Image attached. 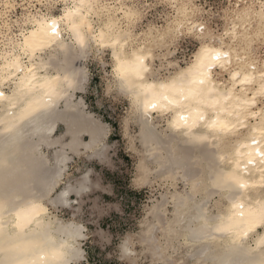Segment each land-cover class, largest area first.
I'll use <instances>...</instances> for the list:
<instances>
[{
  "label": "bare ground",
  "instance_id": "bare-ground-1",
  "mask_svg": "<svg viewBox=\"0 0 264 264\" xmlns=\"http://www.w3.org/2000/svg\"><path fill=\"white\" fill-rule=\"evenodd\" d=\"M168 2L175 14L167 15L162 25L149 22L141 30L138 25L143 21L136 23L130 30L134 39H140L121 49L123 41H116L127 22L119 10L142 16L148 9L145 4L126 0H70L67 4L56 0L48 4L0 0V38L9 45L4 51L11 53L15 49L14 55L20 56L17 45H23L38 24L48 25L52 35H60L62 30L66 33L62 40L44 47L32 58L37 78L25 91L9 103H0V206L13 224L17 225L19 214L23 230L18 239L30 245L26 255L47 259L50 264H73L83 257L82 227L58 220L44 202L63 170L44 169L38 152L52 144V133L59 121L66 123L69 133L76 131L74 142L91 130V141L83 145L87 150L99 147L104 130L80 109L74 92L83 91L87 80L82 60L93 50H108L112 53L113 82L135 107L142 151H155L151 160L142 161L138 179L150 180L151 162L162 164L169 160L158 176L181 179L187 187L185 192L176 190L162 196L141 221L134 238L142 246L141 258L162 264H264V155L256 154L257 149L264 153V0H235L218 15L223 21L218 30L209 21L214 17L196 0ZM84 5L89 7H81ZM18 8L22 12L13 19ZM69 9L75 13L73 29L87 41L84 47L74 43L63 23ZM149 30L157 37L171 33L179 38L173 41L166 35L159 47L146 46L153 59L149 61L145 83L160 85L178 79L204 55L205 49L219 56L212 57L217 63L209 75L214 91L228 96L230 103L235 101L232 115L227 118L234 125L229 134L218 138L209 130L208 125L216 119L211 110L192 105L186 111H176L172 97L163 102L143 98L126 65L134 55L144 54L140 46ZM188 35L198 44L191 41L195 51L184 54L181 65L176 57L178 41ZM105 44L108 46H102ZM26 62L24 58L21 64ZM0 93L5 96L4 91ZM189 111L199 121L191 130L187 127ZM164 121L165 129L159 130ZM173 126L183 128L177 131ZM160 151H166V155L157 154ZM65 156L59 151L54 159L61 165ZM83 189V184L79 189L66 188L50 206L65 203L69 193L79 194ZM215 196L219 199L211 203ZM34 207L47 215L43 219L30 216ZM38 224L44 226L38 228ZM15 232L17 229L12 228L9 234ZM135 240L129 237L123 241L122 259L138 258L132 249ZM19 258L22 257H16ZM13 259L12 254H0V264H11Z\"/></svg>",
  "mask_w": 264,
  "mask_h": 264
},
{
  "label": "rangeland",
  "instance_id": "rangeland-1",
  "mask_svg": "<svg viewBox=\"0 0 264 264\" xmlns=\"http://www.w3.org/2000/svg\"><path fill=\"white\" fill-rule=\"evenodd\" d=\"M126 1L145 4L144 6L148 7L142 14L143 24L138 25L139 30L145 29L149 22L162 25L167 15L175 14L169 2L157 4L155 0ZM234 1L196 0V3L214 17L209 21L218 30L223 24L218 15ZM21 12L22 9L18 8L13 19ZM206 17L208 18V14ZM191 41L198 44V40L189 35L178 41L180 44L176 57L181 65H184V54L193 49V52L195 51L196 47ZM111 54L108 50L103 53L93 50L82 60L80 64L86 68L87 80L82 85L83 91L74 92V101L80 103V109L104 130L100 145L96 150H87L83 144L91 141V130L85 131L74 142L72 136L76 131L69 133L68 126L63 121L56 124L52 133V144L44 146L43 151L38 152V158L44 162V169L60 168V171H63L59 173L61 177H57V184L49 191L44 202L49 212L58 220L82 227L84 236L80 240V247L83 257L73 264H162L151 258H141L142 246L134 238L152 205L162 200V196H170L176 190L185 192L187 187L181 179L158 176L169 160L162 164L151 162L150 180L138 179V169L142 161L144 158L151 160L150 155H154L155 151H142L141 128L136 122L135 107L131 98L118 91L113 82ZM155 64L158 66L159 61ZM165 123L162 122L159 130L165 129ZM59 151L66 155V162L61 165L55 160ZM159 153L160 156L166 155V151L157 154ZM82 184L85 190H81L79 194L76 191L69 193L65 203L50 206L51 201L66 188L79 189ZM218 199L219 197L215 196L211 203ZM168 215L170 217V214ZM129 237L135 240L132 249L136 251L138 258L134 261L121 258L122 243Z\"/></svg>",
  "mask_w": 264,
  "mask_h": 264
},
{
  "label": "clouds",
  "instance_id": "clouds-1",
  "mask_svg": "<svg viewBox=\"0 0 264 264\" xmlns=\"http://www.w3.org/2000/svg\"><path fill=\"white\" fill-rule=\"evenodd\" d=\"M35 2L48 4L52 3L53 0H35ZM56 2L67 4L70 0H56ZM71 2L74 3V0H71ZM116 2L119 3L120 0H116ZM155 2L163 4L167 3L168 0H155ZM237 2L242 3L244 0H237ZM81 7L89 6L84 5ZM119 11L123 13L122 19L127 22L125 30L118 32L119 39L116 41L117 43L120 40L123 41L120 44L121 49H123L130 42L135 43V40L140 39L139 36L134 39L130 29L136 23L141 22L143 17L139 12L124 9H120ZM74 15L75 13L69 9L65 14L63 23L65 26H68L74 43L80 47H84L87 43L85 37L72 27L71 22ZM65 34L62 30L60 35H52L48 25L38 24L36 32L30 34L29 39H26L23 45H17L20 49V56L14 55L15 49L11 53L4 51L9 45L4 43L3 38H0V91L5 92V96L3 100H0V103H9L16 95L22 94L25 91L28 84L37 78V73L33 70L34 66L31 63L32 58L38 56L44 47L62 40ZM166 35L170 36L173 41L179 38L171 33ZM166 35L157 37L153 35L152 30H149L144 38V43L140 46V52L144 54L134 55L133 60L126 65V71H130L133 74L132 79L135 85L140 88L143 98L149 102L153 100L163 102L172 97V103L176 106V111H186L189 109V106L195 105L196 107L215 112L216 119L208 125L209 130L218 138L226 136L231 131V128L234 127L227 118L232 115L231 109L235 101L233 100L230 103L228 96L214 91L209 70L217 62L212 59L215 53H212L211 50L205 49L204 55L193 65L189 66L178 79L160 85L145 83L146 74L150 71L149 61L153 59L151 49L149 48L146 51V46L151 45L152 48L159 47L164 43ZM172 54L174 55L175 53ZM24 58H26L27 62L22 65L21 61ZM9 88L12 89L11 93L8 91ZM198 122L196 116L189 111L187 120L189 130ZM173 127L177 131L183 128V126ZM38 211L39 219H43L47 215L43 209H39ZM7 217L8 215L4 214L3 206H0V254H12L14 259L11 264H50V261L47 259L26 255L30 245L24 244L18 239L19 232L23 228L17 227ZM43 226L42 224L37 225L38 228ZM12 228L17 229V232L9 234ZM45 256H47V253H45ZM16 257L22 258L16 259Z\"/></svg>",
  "mask_w": 264,
  "mask_h": 264
},
{
  "label": "snow or ice",
  "instance_id": "snow-or-ice-1",
  "mask_svg": "<svg viewBox=\"0 0 264 264\" xmlns=\"http://www.w3.org/2000/svg\"><path fill=\"white\" fill-rule=\"evenodd\" d=\"M52 31L55 32V26H54V23H53ZM213 58H214V59H219V56L216 55V56H214ZM2 97H3V94L0 93V98H2ZM182 119H184V118H182ZM253 143H256V141H253ZM256 154H257V155H264V153H260L258 149H257ZM249 155H251V154H249ZM251 162H252V161L249 160V163H251ZM244 186H245V185L241 184V187H244ZM36 215H39V211L34 207V208H32L31 211H30V216H36ZM27 219H28V218L26 217V220H27ZM17 220H18L17 227H22V225L19 223V220H20V216H19V214H17Z\"/></svg>",
  "mask_w": 264,
  "mask_h": 264
}]
</instances>
